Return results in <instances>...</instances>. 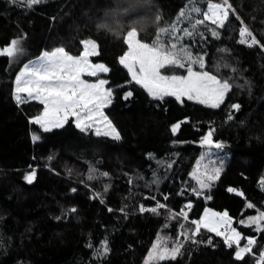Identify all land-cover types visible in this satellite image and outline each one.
<instances>
[{
    "label": "trees",
    "instance_id": "trees-1",
    "mask_svg": "<svg viewBox=\"0 0 264 264\" xmlns=\"http://www.w3.org/2000/svg\"><path fill=\"white\" fill-rule=\"evenodd\" d=\"M193 3L206 8V0ZM230 3L264 44V0ZM191 6L189 0H154L153 4L150 0H43L26 8L0 0V48L21 34L25 37L21 61L10 62L0 55V264H143L158 234L173 240L180 231L177 220L166 219V210L159 215L139 211V205L152 207L156 201L174 213L190 201L189 221L199 219L205 208L227 211L243 237H255L253 254L245 260L256 264L264 249V232L256 233L239 221L254 216L257 209L264 211V49L238 43L241 25L234 15L219 29V39L203 26V40L199 35L181 39L194 56L204 57L205 71L232 85L215 109L186 98L157 101L134 82L127 83L130 77L118 61L127 50L123 37L130 26L149 21L147 31H138V39L149 44L159 28L173 24L182 36L179 30L189 27V21L180 13ZM192 18L202 17L193 13ZM97 25L121 34L114 39ZM161 36L168 39L167 33ZM83 39L98 45V55L90 61L110 69L99 78L108 80L106 87L114 90L111 110L123 116L114 118L126 130L143 131L135 141L82 133L72 121L43 132L29 122L43 106L29 101L18 107L13 101L15 75L25 63L59 46L79 55ZM162 73L185 75L186 69L167 67ZM129 90L133 96L125 100L123 94ZM232 104L241 107L233 109ZM174 124L180 125L175 134ZM209 130L214 143L224 145L227 157L214 185L196 196L190 173L202 151L199 143ZM34 132L41 137L36 142L31 138ZM30 168L36 171L31 184L23 179ZM90 169L95 170L93 180H88ZM96 193L100 197L94 198ZM153 196L156 200L150 199ZM249 202L255 207L247 208ZM180 223L188 222L181 219ZM208 236L213 237V245L185 242L182 255L160 264H243L234 258L235 246L226 247L215 234L202 230L197 238ZM104 240L109 251L97 257L94 253ZM245 243L242 239L241 245Z\"/></svg>",
    "mask_w": 264,
    "mask_h": 264
},
{
    "label": "snow or ice",
    "instance_id": "snow-or-ice-1",
    "mask_svg": "<svg viewBox=\"0 0 264 264\" xmlns=\"http://www.w3.org/2000/svg\"><path fill=\"white\" fill-rule=\"evenodd\" d=\"M42 2L43 0H9L10 4L22 5L26 8H32ZM189 3L192 6L182 9L180 13V17L189 21V27L179 30L182 32V36L177 35L178 29L173 24L171 28H159L156 39L148 44L137 39V28L130 26L123 37L127 50L118 57V61L127 70L130 77L127 83L134 82L149 97L157 101H162L165 97H174L176 101L183 102V99L186 98L188 101H196L213 109L219 108L224 102L226 93L232 87L230 81L218 79L216 75L205 71L204 57L202 55L194 57L190 49L181 44V39L183 37L194 38L199 35L203 40L205 33L200 31V26H203L206 32H210L212 37L219 39V29H223L226 22L229 21L230 15H234L241 25L238 43L246 44L249 47L259 45L262 49H264V44H261L248 26L244 24L230 0H220V2L206 0L205 9L196 6L193 0H189ZM193 13L202 18L193 19ZM180 17H178V21ZM99 27H106V25H99ZM163 33L168 34L167 40L162 39L161 34ZM24 38L23 34L13 38L6 46L0 48V55L10 58V62L18 59L24 53L22 47ZM80 43L82 51L79 55H71L63 46H59L51 51H44L37 59L25 63L15 75L11 92L12 99L18 107L29 101H38L43 106L39 115L31 117L29 120L30 123L38 125L43 132L63 128L72 121L75 128L82 133L94 132L97 137L105 136L119 140L121 138L119 132L104 113L105 107L112 103L114 90L111 87H106L109 83L108 80L99 78V74L108 73L110 69L103 63L90 61V57L98 55L96 41L83 39ZM220 51L226 52L227 49H220ZM194 65H198L200 70H194ZM167 67L186 69L187 74L165 75L162 70ZM85 76L96 79L90 81L83 78ZM132 96L131 90L125 91L123 94L125 100ZM240 107L239 104L231 105V108L237 110ZM228 119L231 120L232 116L229 115ZM179 127V124H174L172 133L175 134ZM31 138L33 142H36L41 137L34 132ZM213 143V131L209 130L202 137L201 144L210 145ZM215 147L222 148L223 144L215 142ZM222 167L221 163L220 167L209 166L205 168L203 173L193 174L198 187H193L192 192L196 196L202 195L203 190L209 189L212 182L218 179ZM94 171L90 169L88 180L96 178L93 174ZM101 175L106 177L108 173ZM35 177V169L30 168L23 179L31 184ZM107 190L108 185H105L104 191L107 192ZM71 191L75 192L76 189L73 188ZM228 191L243 195L234 188H228ZM180 194L183 195L182 192ZM100 195V193H96L94 198L100 197ZM206 198L211 199L210 196ZM150 199L156 200V197L153 196ZM167 199L168 197L165 196L164 200L167 201ZM101 203H103L102 199ZM192 206L189 201L178 213H174L167 207V204L159 201H156L155 206L152 207L139 205L141 213L151 212L154 215H159L160 210H166V219L177 220L180 229L171 247L167 243L153 242L143 264H160L161 261L176 260L178 256L183 254L185 242L213 245L212 236H208L206 240L197 238L202 230L214 233L215 237H220L223 244L228 248L235 246V260L247 264L245 256L253 254V248L256 245L255 237H243L242 233L233 226L232 217L227 211L221 213L205 208L199 219L189 221L187 210H190ZM246 207L251 209L255 205L249 202ZM70 211L75 212L76 209L72 208ZM108 211L113 210L109 208ZM121 211H124L123 208ZM181 219L188 223H180ZM239 223L246 227L254 225L256 233L264 232V211L257 209L255 216H249L246 220L241 219ZM165 227L168 225L165 224ZM242 239L246 240L243 246H241ZM88 247H92V245L89 244ZM108 251L107 241L104 240L101 241V248L97 249L94 255L100 257L106 255ZM256 264H264V249L261 250Z\"/></svg>",
    "mask_w": 264,
    "mask_h": 264
},
{
    "label": "rangeland",
    "instance_id": "rangeland-1",
    "mask_svg": "<svg viewBox=\"0 0 264 264\" xmlns=\"http://www.w3.org/2000/svg\"><path fill=\"white\" fill-rule=\"evenodd\" d=\"M137 39H138V35H137ZM145 43V42H143ZM149 44V43H148ZM194 56V55H193ZM195 57V56H194ZM91 58V57H90ZM37 59V58H36ZM35 60V59H34ZM17 61H21V57L19 56ZM23 67V66H22ZM194 70L196 71H199V66L198 65H194L193 66ZM19 72V71H18ZM103 74V73H101ZM99 74V75H101ZM187 74V72L185 73V75ZM83 78H87V76L83 77ZM95 81V80H94ZM196 102V101H194ZM112 104V103H111ZM111 104L106 106L105 109H104V113L105 115L111 120L112 124L115 126V128L117 129V131L119 132L120 134V139H126V140H130V141H135L136 138L138 136H140L141 134H143L142 132L143 131H140L139 133H133V131H130V130H126L125 127H124V123H122V121L120 120H117L114 118V115L115 116H119V117H123V116H120L119 114L113 112L111 110ZM154 121V120H153ZM154 123V122H153ZM38 126V125H37ZM39 127V126H38ZM200 147L202 148V151H201V154L200 156L197 158L194 166H193V169L190 173V177L192 178V180L195 182L196 184V187H198V184L196 182V179L194 178V175L193 174H196V175H199L201 173L204 172L205 168L206 167H209V166H215V167H220L221 166V163L224 167V164L226 162V157H227V154L224 152V145L222 148H216L215 147V143L213 144H201V142L199 143ZM223 167H222V170H223ZM222 172V171H221ZM221 174V173H220ZM217 180V179H216ZM213 181L212 182V186L214 185V183L216 182ZM211 186V187H212ZM210 187V188H211ZM209 188V189H210ZM209 189H205L203 190L204 191H207ZM189 211V210H187ZM214 211V210H213ZM204 212V211H203ZM216 212V211H215ZM257 214V213H256ZM255 214V215H256ZM203 215V213H202ZM254 215V216H255ZM247 219V218H246ZM245 219V220H246ZM248 227H252L253 229L255 228V226H248ZM214 234V233H213ZM175 241V239H170L168 237H166L164 234H159L157 239L154 241V242H161V243H167V245L169 247H171L172 243ZM243 246V245H241ZM152 247V246H151ZM150 247V248H151ZM147 256V255H146ZM145 256V257H146ZM145 259V258H144ZM144 262V260H143ZM162 262H165V261H161L160 263Z\"/></svg>",
    "mask_w": 264,
    "mask_h": 264
},
{
    "label": "clouds",
    "instance_id": "clouds-1",
    "mask_svg": "<svg viewBox=\"0 0 264 264\" xmlns=\"http://www.w3.org/2000/svg\"><path fill=\"white\" fill-rule=\"evenodd\" d=\"M150 3L153 4L154 0H150ZM150 26H151V24L149 21L143 25H135V27L137 28L138 31H147V28ZM97 28L99 31L105 32L107 35H109L110 37H112L114 39H118L120 34H121V32H118V31H111V30H106V29L100 28L98 25H97Z\"/></svg>",
    "mask_w": 264,
    "mask_h": 264
},
{
    "label": "built area",
    "instance_id": "built-area-1",
    "mask_svg": "<svg viewBox=\"0 0 264 264\" xmlns=\"http://www.w3.org/2000/svg\"><path fill=\"white\" fill-rule=\"evenodd\" d=\"M240 28V27H239ZM239 39H240V37H239ZM245 46H248V45H246V44H244ZM255 46V45H254ZM249 47V46H248ZM253 47V46H252Z\"/></svg>",
    "mask_w": 264,
    "mask_h": 264
}]
</instances>
